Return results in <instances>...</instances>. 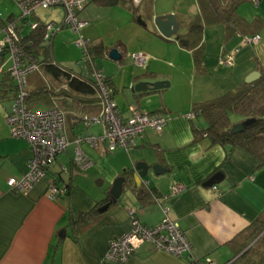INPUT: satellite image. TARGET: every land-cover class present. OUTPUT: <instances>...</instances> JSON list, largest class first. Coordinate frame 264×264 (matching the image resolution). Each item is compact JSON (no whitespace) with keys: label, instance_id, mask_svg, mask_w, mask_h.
<instances>
[{"label":"crops","instance_id":"obj_1","mask_svg":"<svg viewBox=\"0 0 264 264\" xmlns=\"http://www.w3.org/2000/svg\"><path fill=\"white\" fill-rule=\"evenodd\" d=\"M131 4L140 17L150 15L145 26H136L128 7L130 4L118 2L108 5L91 1L79 11L78 17L86 23L81 34L83 32L90 43L94 62L91 66L80 67L77 48L72 43L62 42V38L57 40L56 35L49 41L50 57L56 62L52 50L54 45L60 50V61L56 63L73 73L91 76L92 68H103L121 114L128 106L137 105L135 108L142 113L165 115L166 125L160 133L146 129L136 139L135 146L128 150L108 152L105 143L97 147L87 145L88 150L82 147L92 165L84 171H77L72 165L73 139L86 134L84 130L87 129L77 116L87 112H71L67 117L71 121L66 122L63 128L70 142L66 150L56 156L45 178L24 193L15 192L7 181L20 179L27 173L32 152L25 141L10 136L5 115L11 109L12 100L0 95V264H115L106 259L113 239L125 234L134 219L152 227L166 215L180 225L190 245L189 251L174 256L145 242L130 255L127 264H206L209 259L224 264L238 255L239 245L230 241L264 211V164L260 165L256 158L240 147L230 149L219 144L210 145L206 139H196L192 123L186 117L194 103L234 90L254 71L261 75L264 64L259 53L253 50L252 45L244 43V35L225 36L223 26H212V29L220 31L222 47L213 49V59L205 57L204 52L203 66L196 69L192 51L174 36L163 37L153 19L174 14L179 25L177 34L184 35L189 22L198 15L197 0H131ZM105 8L110 9L101 11ZM38 10L44 9H36L31 15L33 19L55 23L53 20L43 21ZM240 13L246 20L254 16L264 18V12L249 19L244 11ZM13 16L14 13L10 12L7 18ZM101 24L109 25V29L113 26L111 32L123 30L124 35L118 34L106 44L95 32ZM24 28L19 30L20 35L24 34ZM204 34L205 28L203 37ZM66 48H73L71 58ZM111 48L120 51L121 60L114 61L108 57ZM236 48L239 49L237 52ZM135 52L147 55L144 67H133L130 60L126 61L127 54ZM230 53H233V63L222 65V57ZM0 55H3L0 68L4 71L12 61L6 53ZM4 56L8 57L4 59ZM162 61L178 68L179 72L175 76L157 72L155 66ZM1 73L0 85L5 77ZM156 80L168 81L169 86L150 93L131 92L138 82ZM6 101L10 103L6 104ZM37 104H45L48 108L50 102L39 101ZM195 125L203 128L206 123L198 118ZM96 126V132H92L91 127L89 131L101 135L102 126ZM138 162H145L148 166L147 174L141 180L142 193L148 190L151 194L147 197L138 194L129 182L124 185L121 200L111 202L108 191L113 179ZM154 166L160 167L158 174L154 173ZM217 172L220 176L215 184L205 186L203 183ZM51 179L67 184L65 195L54 200L47 197ZM145 179L149 180L148 189L143 186ZM176 184L183 185L184 189L172 194L171 188ZM151 195L158 198V202L152 200ZM105 203H109L108 206L100 210ZM92 209L95 211L93 217L75 235L70 225L71 216ZM258 237L248 241L246 247Z\"/></svg>","mask_w":264,"mask_h":264},{"label":"built area","instance_id":"obj_2","mask_svg":"<svg viewBox=\"0 0 264 264\" xmlns=\"http://www.w3.org/2000/svg\"><path fill=\"white\" fill-rule=\"evenodd\" d=\"M90 1L92 0H14L20 11L19 15L7 23L4 32L0 35V54L6 53L10 56L12 63L8 70L16 80L18 89L16 96L12 99L11 109L5 115V120L10 136L25 141L32 152V156L28 160L27 173L20 179L10 178L7 181V185L15 192L24 193L39 180L45 178L48 167L54 162L58 154L66 150L70 143L63 132L64 115L62 111L55 107L44 109L29 108L24 102L26 96L25 77L36 69V64L34 61L27 64L21 63L17 25L21 24V27L29 26L34 28L37 23L29 20L28 17L36 9L62 6L65 9V15L60 25L57 26L54 22L46 23L44 39H51L58 29L68 27L78 34L75 44L82 49L84 64L91 66L93 59L89 53L90 43L81 34V30L86 23L78 17L79 11ZM252 2L258 4L259 0H253ZM260 40L261 38L258 34L243 37L244 43L252 46L257 45ZM238 50L236 48L235 52ZM130 55L137 67L145 66L148 59L146 54L135 52ZM221 63L225 66L231 65L233 63V53L223 56ZM0 72H2L1 68ZM91 77L95 85L100 110L96 115L82 117L83 124L88 132L73 139L75 149L72 163L74 164L73 167L78 171H84L92 165V161L82 149L83 144L97 147L100 143H105L108 152H113L117 149L128 150L135 146L136 139L146 129L160 133L167 122V117L163 114L142 113L132 105L128 106L129 114L123 116L113 100V89L107 76L100 70L92 68ZM186 117L188 119L193 118L194 114L189 113ZM92 125H101L102 134L95 135L91 133L89 128ZM148 185L149 180H143V186L147 188ZM183 189V185H173L171 188L172 194L178 193ZM66 191L65 183L59 184L54 179L48 182L47 197L49 199L54 200L58 196L65 195ZM154 200L158 202V198H154ZM163 211L165 212L166 210L164 209ZM145 242H149L154 248L174 256H181L190 249L180 225L166 215L152 227L144 226L137 219H134L130 229L125 234L109 243L106 259L115 264H127L130 255L141 243ZM206 264L218 263L209 259ZM224 264L238 263L233 258Z\"/></svg>","mask_w":264,"mask_h":264},{"label":"trees","instance_id":"obj_3","mask_svg":"<svg viewBox=\"0 0 264 264\" xmlns=\"http://www.w3.org/2000/svg\"><path fill=\"white\" fill-rule=\"evenodd\" d=\"M92 1L108 5L118 2L131 4V0ZM252 1L197 0L198 15L196 19L189 22L184 35H178L179 40L183 38L187 40L186 46L192 51L196 69H201L203 66V33L206 25L223 26L225 36L258 34L264 26V18L254 16L252 19L246 20L237 12L239 5ZM28 19L35 21L37 25L34 28L26 26L29 28L28 32L22 35L19 33L18 40L21 49V63L27 64L34 61L36 64V69L25 77L26 96L24 102L26 106L33 108L39 101H49V107L58 108L63 112L64 125L71 121V118H67L71 116V112L83 110L87 112L78 113L80 115L77 118L80 122H83L82 117L84 116L96 115L100 110V105L92 77L73 73L53 62L49 52L50 39H44L46 23L40 20L36 21L32 16H29ZM11 20L13 17H8L5 20L0 17V34L4 32L7 23ZM21 26V24L17 25V31L22 28ZM100 46L103 45L100 44ZM89 53L91 54L90 47ZM3 73L5 77L0 85V95L2 98L6 97L12 100L18 92L16 80L11 76L9 70H4L1 74ZM58 84H60V89L53 88ZM190 113L194 114V117L189 121L192 123L196 139H206L210 145L219 144L230 149L240 147L256 158L260 165L264 164V72L256 80L243 82L234 90L204 102L194 103ZM230 113L241 116V121L245 118H253L255 121L243 132L233 133ZM74 115L76 116V114ZM198 118L205 121V127H196L195 122ZM72 165L74 164L72 163ZM65 185L68 188L67 184ZM149 194L151 192L147 190L141 195L147 197ZM151 197L154 200V196L151 195ZM93 212L95 211L92 209L71 216L70 225L76 232L75 235L86 227L88 219L93 217ZM256 236H259L257 240L240 253ZM230 243L239 245L238 255L234 257L238 264H264V211L250 226L238 233Z\"/></svg>","mask_w":264,"mask_h":264},{"label":"rangeland","instance_id":"obj_4","mask_svg":"<svg viewBox=\"0 0 264 264\" xmlns=\"http://www.w3.org/2000/svg\"><path fill=\"white\" fill-rule=\"evenodd\" d=\"M152 1V0H151ZM188 1V0H186ZM260 3L259 4H254L253 2H250V3H245V4H242L239 8H238V12L239 14H241L240 12L241 11H244V13H246V18H251L253 17V15H257V14H260L262 12H264V0H259ZM91 2V1H90ZM88 2V3H90ZM134 5H137L135 2H134ZM131 10V16L133 17V21L136 26H140V23H146V21L149 20V17L150 15L147 14V16H143V17H140L139 14H136V12H138L137 10H134L133 7H132V4H130L128 6ZM121 8V6L119 7V9ZM106 10H101V11H108V9L110 8H105ZM122 10V9H121ZM10 12H13L14 13V16H13V19L17 18V16L19 15V8L17 6V4L14 2V0H0V17L2 19H6L8 14ZM38 13L41 17V19L45 22H48V21H55V23L58 25H60V22L62 20V18L64 17L65 15V9L62 7V6H54V7H50V8H47V9H44V10H38ZM139 17H140V20H139ZM155 18V17H154ZM140 21V22H139ZM212 26L209 25L205 27V34H204V37H203V50L205 52V57H209L210 59H213L214 58V54L212 53L213 52V49L214 48H217L218 50L222 47V42H223V38L222 36L220 35V31L219 30H215L214 28L212 29L211 28ZM84 28V27H83ZM82 28V29H83ZM114 27L112 26L110 29H109V25L107 24H101L99 25L98 27H96V33L98 34L99 37L103 38V40L107 43H110L112 41V39L118 34L119 35H124L123 34V30H120V31H116V32H111V30L113 29ZM29 30V28H24L23 30V33H27ZM83 31V30H81ZM259 35H260V46L257 45H254L253 46V50H255V52H257V54L259 53L260 55V58H261V61H262V64H264V28H262V30H259ZM57 36V40H60L61 38V41L64 42V43H72L75 47V51L77 52L78 56H79V59H78V62L77 64H79V66L85 68L87 67L85 64H84V59H83V54H82V49L77 47L76 44H75V40L76 38L78 37V34L73 32L71 29H69L68 27H62L60 29H58L56 31V33L54 34V36ZM82 36H83V32H82ZM84 37V36H83ZM86 38V37H84ZM216 44V45H215ZM261 48H262V51H261ZM59 47L57 46H54L52 47V50H53V56H54V59L56 62H59L60 61V50H58ZM73 48H66L65 51L68 53V55L70 56V58L72 57L73 55ZM3 57V55H0V58ZM8 56H4V59H6ZM107 58V57H106ZM98 59V58H97ZM108 59V58H107ZM126 61L129 62L130 60V63L132 64V66L134 67H137L133 61H132V58H131V55L127 54V56L125 57ZM8 60V59H7ZM100 60V59H99ZM148 60V59H147ZM72 62V61H71ZM92 63H94L92 61ZM75 64V67L76 69L78 68ZM183 64H185V61L183 62ZM11 63L9 62L7 64V67L4 68L3 70L5 69H8V67H10ZM155 70H157V72H168V73H172L174 76L176 73L179 72L178 68L176 67H171L170 65L166 64L165 62H159L156 64L155 66ZM96 70H100L102 73L105 74V70H103V68H95ZM264 70V69H262ZM264 72V71H262ZM168 82V81H167ZM53 88H58L60 89V84L58 85H55V87ZM58 92V91H57ZM222 95V94H220ZM218 95V96H220ZM217 97V96H216ZM215 98V97H214ZM212 99V98H211ZM10 103V101H6V104ZM45 104H37V105H34V109H43L45 108ZM133 107H136L137 108V105H133ZM129 114V111L128 109L125 110L122 115L123 116H126ZM241 119V116L239 115H236L235 113H230V120L232 122V124L238 122L239 120ZM94 126V125H92ZM91 126V131L92 132H96L98 130L97 126L95 125L94 127ZM84 132H88L87 130H84ZM84 145V146H83ZM82 147L87 149V146L86 144H83ZM90 149V148H89Z\"/></svg>","mask_w":264,"mask_h":264},{"label":"water","instance_id":"obj_5","mask_svg":"<svg viewBox=\"0 0 264 264\" xmlns=\"http://www.w3.org/2000/svg\"><path fill=\"white\" fill-rule=\"evenodd\" d=\"M140 20V17H139ZM154 25L157 28L158 32L165 38H171L175 37V39L178 38V20L176 16L172 13L165 14V15H159L156 16L154 19ZM140 22V21H139ZM141 25L145 26L144 23H140ZM183 45H187V41L184 39L179 40ZM108 57L114 61H119L122 58V55L120 51L117 48H111L108 51ZM260 76V73L258 71H254L250 73L246 78L245 82H252L256 80ZM169 86V83L164 80H156L152 82L148 81H141L136 83L132 88L131 92H137V93H150L154 92L163 88H166ZM255 119L253 118H245L242 121L235 123L231 127V131L233 133L237 132H243L248 126H250ZM147 165L145 162H138L134 167L125 169L122 172V175H118L115 177L111 183L110 189H109V196L111 199V202H116L121 200V194L124 190V185L131 182L133 184V188L136 190V192L142 193V188H141V180L146 176L147 174ZM159 166H154L153 170L154 173L158 174L161 169ZM136 171V174L134 175L133 172ZM218 176H220V173L217 172L213 174L207 181H205L203 184L205 186H211L215 184ZM109 203H105L103 207L100 210H104ZM63 235H64V230L62 229ZM60 236V234H58ZM249 247V246H248ZM247 248V247H246ZM245 248V249H246ZM244 249V250H245Z\"/></svg>","mask_w":264,"mask_h":264}]
</instances>
